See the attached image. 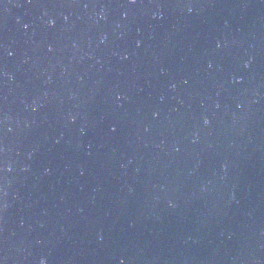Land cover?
Masks as SVG:
<instances>
[{
    "label": "water",
    "instance_id": "obj_1",
    "mask_svg": "<svg viewBox=\"0 0 264 264\" xmlns=\"http://www.w3.org/2000/svg\"><path fill=\"white\" fill-rule=\"evenodd\" d=\"M42 261L264 264V0H0V264Z\"/></svg>",
    "mask_w": 264,
    "mask_h": 264
},
{
    "label": "clouds",
    "instance_id": "obj_2",
    "mask_svg": "<svg viewBox=\"0 0 264 264\" xmlns=\"http://www.w3.org/2000/svg\"><path fill=\"white\" fill-rule=\"evenodd\" d=\"M207 122V121H206ZM42 264H45V262L42 261Z\"/></svg>",
    "mask_w": 264,
    "mask_h": 264
}]
</instances>
